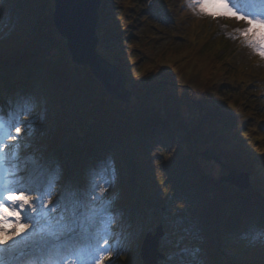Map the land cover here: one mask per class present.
I'll use <instances>...</instances> for the list:
<instances>
[{
    "label": "trees",
    "instance_id": "1",
    "mask_svg": "<svg viewBox=\"0 0 264 264\" xmlns=\"http://www.w3.org/2000/svg\"><path fill=\"white\" fill-rule=\"evenodd\" d=\"M51 5L0 4V119L30 114L37 130L24 151L36 164L48 154L45 189L52 204L97 207L94 233L114 217L110 239L120 251H111V264H141L135 250L144 232L159 225L164 258L158 264H264V94L251 87L250 66L228 67L236 47L222 38L211 43L215 34L194 40L187 47L191 63L204 57L217 66L211 65L205 90L174 94L164 88L173 85L164 78L173 75L174 61L158 76L134 74L138 63L128 56L136 52L132 43L142 50L141 43L129 42L128 56L124 44L105 45L124 37L128 15L121 12L102 27L100 7L97 52L124 75L131 93L125 103L111 98L88 66L72 62L52 24ZM208 149L224 165L248 172L250 188L240 192L220 182L227 169L206 160Z\"/></svg>",
    "mask_w": 264,
    "mask_h": 264
},
{
    "label": "rangeland",
    "instance_id": "2",
    "mask_svg": "<svg viewBox=\"0 0 264 264\" xmlns=\"http://www.w3.org/2000/svg\"><path fill=\"white\" fill-rule=\"evenodd\" d=\"M262 1L263 0H261V2ZM122 3L126 6L125 10L124 6L120 9ZM230 3L234 6L231 0ZM0 4H4V0H0ZM101 5L102 11L106 13L105 21L101 24L102 27L108 25L111 22V18L114 16L117 17L121 12H125L129 17L126 16V19H124L126 22L123 28L124 37L108 40L105 42V45L108 48L115 49L124 44L125 47L122 49L125 50L130 44L129 42L141 43L142 50L132 43L131 46L136 52H133L131 56H128V51H123L121 49L122 52L129 57V63L137 60V66H133L132 69L133 72L135 71L134 74L147 76L149 73H152L158 76L162 74L164 64H168V62H171L169 60H172L174 61V65L171 69L173 75L164 78V80L170 84L173 83V85H165L164 88L174 94L187 91L188 88L203 91L205 90L206 83H208V73L210 69L217 66V63L214 64L211 60L203 57L201 61L197 62V65H193V63H191L192 48L189 50L187 47L192 46L197 40H202L205 35L212 36V34H215V37H213L215 40L211 43L218 42L222 38L229 41L228 44L231 49L236 47V54L232 58L233 61L228 64V67L234 66L237 70L238 67L243 65L250 66L253 81L251 87L256 95L264 94V59L256 54L253 48L247 45L244 36L241 35L243 30L248 27L246 21L237 20L230 17V15L215 18L203 15L197 11V7L193 3V0H163V2H155V0H102ZM219 7V5L210 4L209 10L216 11ZM161 8L164 9L161 10ZM235 9L247 15L245 12L240 11L238 7H235ZM253 9L255 8H251L250 10ZM252 14L250 13L247 16L264 18V14L258 15L256 11ZM1 17L3 16L0 10V28L3 27ZM114 32L117 34V31ZM96 34L98 38L97 27ZM140 37H142V39L148 37V39H146L148 43L144 45V43L140 42ZM63 41L66 46V41L64 39ZM145 47H147L146 50H143ZM168 47L174 50L162 54L164 49H168ZM186 54L188 55L187 57ZM141 55L145 56L142 61ZM183 55L186 57L184 61L181 62V64L176 63L175 61L182 58ZM235 57L239 58L240 65L235 61ZM161 58H163L162 61H160ZM211 65L213 67H211ZM232 69L233 68L230 67V70ZM215 82L217 84L220 83L221 80L213 81L212 84L216 85ZM179 85H182V88L179 87ZM220 96L221 94L217 93V96H215L216 101L221 98ZM18 122L20 124L18 127L24 129L28 128L31 132V135L28 136L27 131L23 130L22 135H20L21 139L19 140L22 141V145L24 146L27 142L32 141V132L37 129L34 128L33 119L29 113H23L18 116L17 124ZM8 138L11 140L10 137ZM8 141L9 140H6L5 144L8 143ZM156 148L157 147L154 146L150 151H154ZM101 198H103V195ZM97 201L99 200L97 199ZM104 226L105 224L102 225V228ZM135 251V253H137L138 249Z\"/></svg>",
    "mask_w": 264,
    "mask_h": 264
},
{
    "label": "snow or ice",
    "instance_id": "3",
    "mask_svg": "<svg viewBox=\"0 0 264 264\" xmlns=\"http://www.w3.org/2000/svg\"><path fill=\"white\" fill-rule=\"evenodd\" d=\"M193 3L203 15L214 18L230 15L246 21L248 27L241 35L247 45L264 59V18L238 12L230 0H193ZM210 4L220 7L211 11ZM13 126L9 127L8 136L21 139V128L15 126L13 136ZM2 128L0 123V130ZM7 138L0 131V145ZM8 148L11 151L5 153L0 147V264H17L18 261L20 264H105V260L111 264L109 225L114 222V217L107 216L104 234L99 231L91 233L92 217L77 220L73 212L72 222L79 223L82 229V236H73L74 229L63 213L52 214L57 205L51 209L48 207L51 200L45 197H50L51 191H42L31 176L25 180L20 175L23 168L19 160V144L8 145ZM32 192H36L35 197ZM93 239L95 243H92ZM116 251L118 255V247ZM28 252L33 254L24 258Z\"/></svg>",
    "mask_w": 264,
    "mask_h": 264
},
{
    "label": "water",
    "instance_id": "4",
    "mask_svg": "<svg viewBox=\"0 0 264 264\" xmlns=\"http://www.w3.org/2000/svg\"><path fill=\"white\" fill-rule=\"evenodd\" d=\"M102 0H53L52 24L58 35L66 41L71 60L77 65H85L93 76L100 81L108 95L127 103L130 90L125 88L126 80L122 72L97 52L98 38L96 27ZM206 160H214L225 166L227 174L220 178L244 192L250 188V177L246 171L223 164L219 154L205 150ZM161 225L145 234L139 250L142 264H158L163 259L159 253V241L163 237Z\"/></svg>",
    "mask_w": 264,
    "mask_h": 264
}]
</instances>
